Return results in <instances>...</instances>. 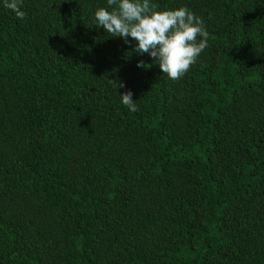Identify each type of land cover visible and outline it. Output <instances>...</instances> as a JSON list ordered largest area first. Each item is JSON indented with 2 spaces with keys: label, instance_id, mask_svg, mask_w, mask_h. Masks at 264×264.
<instances>
[{
  "label": "trees",
  "instance_id": "trees-1",
  "mask_svg": "<svg viewBox=\"0 0 264 264\" xmlns=\"http://www.w3.org/2000/svg\"><path fill=\"white\" fill-rule=\"evenodd\" d=\"M148 3L206 29L176 80L106 0L0 5V264H264V0Z\"/></svg>",
  "mask_w": 264,
  "mask_h": 264
},
{
  "label": "clouds",
  "instance_id": "clouds-1",
  "mask_svg": "<svg viewBox=\"0 0 264 264\" xmlns=\"http://www.w3.org/2000/svg\"><path fill=\"white\" fill-rule=\"evenodd\" d=\"M20 3L0 0V5L23 19ZM93 19V25L102 27L109 36L120 37L125 44L134 42L133 52L154 58L160 72L171 80L182 76L207 46L202 20L186 6L155 10L149 8L148 0H106V7L94 10ZM142 66L143 62L137 61V67ZM118 96L129 111L136 110L130 90Z\"/></svg>",
  "mask_w": 264,
  "mask_h": 264
}]
</instances>
